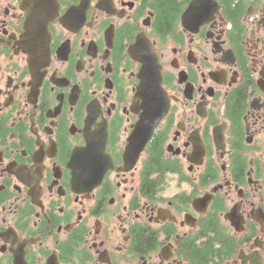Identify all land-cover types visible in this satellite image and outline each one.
<instances>
[{
  "label": "flooded vegetation",
  "instance_id": "obj_1",
  "mask_svg": "<svg viewBox=\"0 0 264 264\" xmlns=\"http://www.w3.org/2000/svg\"><path fill=\"white\" fill-rule=\"evenodd\" d=\"M207 244L264 264V0H0V264Z\"/></svg>",
  "mask_w": 264,
  "mask_h": 264
},
{
  "label": "water",
  "instance_id": "obj_2",
  "mask_svg": "<svg viewBox=\"0 0 264 264\" xmlns=\"http://www.w3.org/2000/svg\"><path fill=\"white\" fill-rule=\"evenodd\" d=\"M153 83L154 80L152 79L150 84H143L142 88H141V94H146L148 98H150V103L154 104L155 103V94L153 92ZM166 109V103H163L162 106V110L164 111ZM140 126V124H138V127ZM82 152H78L76 153L73 158H72V167L74 169V178H75V182L77 184L81 183V179L84 178L85 174L83 172H79L78 169H80V161H82ZM79 156V157H78ZM77 164V165H76ZM82 169L87 168L88 169V174L89 177L91 179H93L94 181H100L103 174L101 172L99 173H95L93 174V170L96 169V160H91L87 166L85 165V163L82 162L81 164Z\"/></svg>",
  "mask_w": 264,
  "mask_h": 264
},
{
  "label": "trees",
  "instance_id": "obj_3",
  "mask_svg": "<svg viewBox=\"0 0 264 264\" xmlns=\"http://www.w3.org/2000/svg\"><path fill=\"white\" fill-rule=\"evenodd\" d=\"M173 5L175 6V4H173ZM152 166L153 167L157 166V163L153 162ZM150 186H151L150 184L147 185V188H149ZM216 234L218 235V233H216ZM209 247H210V249H212L210 244H207V246L201 247V249L194 250V256L196 255L203 262V264H206L209 261L208 257L203 258V256L207 255V253L209 252ZM202 262H200V264H202Z\"/></svg>",
  "mask_w": 264,
  "mask_h": 264
},
{
  "label": "bare ground",
  "instance_id": "obj_4",
  "mask_svg": "<svg viewBox=\"0 0 264 264\" xmlns=\"http://www.w3.org/2000/svg\"><path fill=\"white\" fill-rule=\"evenodd\" d=\"M138 134V133H137Z\"/></svg>",
  "mask_w": 264,
  "mask_h": 264
}]
</instances>
